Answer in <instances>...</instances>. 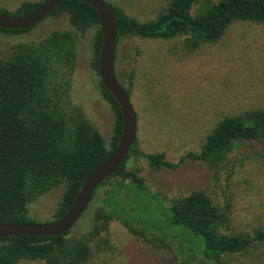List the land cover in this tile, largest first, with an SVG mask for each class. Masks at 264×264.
Masks as SVG:
<instances>
[{"label": "trees", "instance_id": "trees-1", "mask_svg": "<svg viewBox=\"0 0 264 264\" xmlns=\"http://www.w3.org/2000/svg\"><path fill=\"white\" fill-rule=\"evenodd\" d=\"M47 1L22 2L12 14L0 11L21 17ZM108 5L117 25L115 73L118 48L124 39L183 38L184 49L193 52L202 45L219 42L235 23L264 24V0H169L154 19L145 23ZM65 14L71 31H53L37 43H18L7 56L0 57V224L36 223L29 216V203L59 186L64 187L63 193L53 220L46 223L61 219L87 175L109 158L122 133L120 106L100 80V97L114 117L109 149L81 109L71 105L76 41L94 29L91 67L99 76L102 33L99 15L89 4L62 0L48 17ZM35 26L20 30L0 28V35L26 34ZM132 74L131 71L128 87L116 74L129 99ZM254 143L264 144L261 109L223 118L207 135L200 151L186 154L179 163L190 159L205 164L215 174L227 167L231 173L242 162L232 161V155ZM140 161L154 170L175 169L179 165L165 160L163 154L143 153L134 143L118 170L92 195L90 203L99 206L93 211L92 225L86 233L77 237L70 230L53 237L2 238L0 264H88L93 257L92 243L106 234L110 222L116 219L145 244L173 250L178 264H229L231 257L264 245V227L252 234L235 232L230 200L220 205L205 191L172 199L167 206H155V212L147 213L158 197L150 193L139 176L136 163ZM135 195L141 205L135 202ZM149 230L164 236L159 238ZM166 234L176 240L174 249L164 241ZM102 240L100 247L107 246L108 239Z\"/></svg>", "mask_w": 264, "mask_h": 264}, {"label": "rangeland", "instance_id": "rangeland-1", "mask_svg": "<svg viewBox=\"0 0 264 264\" xmlns=\"http://www.w3.org/2000/svg\"><path fill=\"white\" fill-rule=\"evenodd\" d=\"M37 1L41 0H0V10L12 14L22 2ZM101 1L145 23L154 19L169 0ZM71 30L65 14L44 19L26 34L0 35V57L7 56L18 43H37L53 31ZM93 33L94 29H90L76 41L69 100L81 109L109 149L114 117L100 97V78L91 67ZM131 71L130 102L137 116L136 147L146 154H163L165 160L177 164L186 154L198 153L207 135L223 118L264 110V24L235 23L219 42L202 45L193 52L184 49L183 38L124 39L118 48L116 74L125 87ZM237 159L242 162L231 173L227 167L217 174L190 159L175 169L161 170L137 162L139 176L150 193L158 197L147 213L155 212V206H167L172 199L205 191L220 205L230 200L235 232L252 234L263 228L264 144H246L232 155V161ZM63 190V186L53 188L29 203L30 218L36 223L52 221ZM135 197L141 205V199ZM98 206L89 204L71 230L72 235L79 237L91 228L93 211ZM166 235L164 241L174 249L176 240ZM104 237L108 245L100 247ZM91 246L93 257L88 264H178L173 250L145 244L117 219ZM229 264H264V245L231 257Z\"/></svg>", "mask_w": 264, "mask_h": 264}, {"label": "water", "instance_id": "water-1", "mask_svg": "<svg viewBox=\"0 0 264 264\" xmlns=\"http://www.w3.org/2000/svg\"><path fill=\"white\" fill-rule=\"evenodd\" d=\"M61 1L48 0L38 10L21 17L0 12V28L7 30L31 28L47 18ZM75 1L89 4L99 15L102 33L99 78L120 106L123 117L122 133L109 158L87 175L74 203L61 219L53 223H2L0 224V239L19 235L53 237L72 230L86 211L96 189L118 170L136 142L137 116L115 73L117 25L111 7L101 0Z\"/></svg>", "mask_w": 264, "mask_h": 264}]
</instances>
